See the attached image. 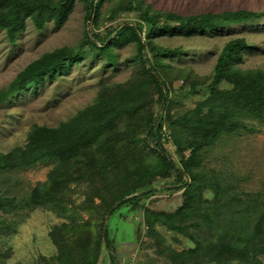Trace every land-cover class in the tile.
Wrapping results in <instances>:
<instances>
[{
  "label": "trees",
  "instance_id": "trees-1",
  "mask_svg": "<svg viewBox=\"0 0 264 264\" xmlns=\"http://www.w3.org/2000/svg\"><path fill=\"white\" fill-rule=\"evenodd\" d=\"M83 1L88 16L90 0ZM103 2L92 0L95 24ZM75 3L76 0H0V30L4 29L13 42L26 26L27 18L39 29L51 19L60 26ZM118 10L136 12L138 26L121 24L108 29L105 35L94 34V39L86 33L82 47L62 46L43 53L0 89L3 101L44 83L86 57L89 52L85 45L97 55H106L113 65L114 45L136 43L137 65L129 79L102 84L94 101L73 116L55 126L34 124L24 145L0 151V172L42 161L54 164L47 179L37 182L28 194H0V211L41 206L66 218L49 232L56 252L50 256L41 254L32 264H98L103 249L110 253L111 264H118L110 249L107 227L109 245L105 239V215L124 196L144 191L121 201L110 214L125 202L140 204L145 233L154 238L152 245L158 246L170 264H264V190L251 196L243 210L226 213L223 209L227 203L232 204L237 197L226 195L220 179L209 177L203 162L207 150L224 134L246 128L244 117L264 120V69L239 68L251 43L244 36L232 38L223 45L212 74L204 78L210 80L205 96L194 107L175 109L170 91L180 74H170L164 58L181 56L184 50L155 42V37L164 33L188 36L258 19L264 12L241 8L186 15L156 11L139 0L121 1L111 8L112 17ZM181 79L191 92L199 91L198 76L183 72ZM164 97V111L156 115L151 105L153 98L161 104ZM164 125L170 130L178 160L164 148ZM150 141L155 148L149 147ZM173 174L184 189L175 210L156 209L142 202L154 193L158 178ZM82 183L86 185L85 197L77 203L72 197V184ZM223 196L229 197L226 202ZM159 226L189 236L194 244L179 250L165 246V235ZM0 264H4L1 252Z\"/></svg>",
  "mask_w": 264,
  "mask_h": 264
},
{
  "label": "rangeland",
  "instance_id": "rangeland-1",
  "mask_svg": "<svg viewBox=\"0 0 264 264\" xmlns=\"http://www.w3.org/2000/svg\"><path fill=\"white\" fill-rule=\"evenodd\" d=\"M123 0H104L100 6L97 24L93 22L95 8L89 21L86 3L76 0L67 20L56 26L51 19L43 28H37L30 18L18 34L15 41H10L5 30H0V89L9 82L28 63L43 53L62 46L82 47L86 33L93 39L94 34L105 35L108 29L121 24L138 26L136 12L118 10L115 17L111 8L117 7ZM156 11H174L180 14H199L203 12H221L224 10L249 9L264 12V0H139ZM91 9V8H90ZM145 40L144 32L141 34ZM244 36L251 48L245 51L244 60L238 64L241 69H264V16L246 21L230 23L222 28L196 32L188 36L183 34H161L155 42L163 46H180L183 54L164 58L169 64L168 71L175 78L170 97L175 109L194 107L207 90L206 85L223 45L230 39ZM100 44V42H97ZM85 45L89 54L79 62H73L60 74L47 78L44 83L29 87L9 98L0 101V151L24 145L32 125H58L84 106L92 103L104 83L112 84L129 79L136 68V43L125 42L114 45L116 62L112 65L107 56L97 55ZM145 50V49H144ZM146 51V50H145ZM148 65V64H147ZM183 72H192L198 76L199 91L191 92L188 84H182ZM187 82V81H186ZM153 110L156 115L162 113V103L153 98ZM166 105V101H165ZM165 107V106H164ZM246 128L233 134H224L207 150L204 169L209 177H218L229 197H237L232 204L223 209L226 213L243 210L251 196H257L264 190V120L244 117ZM164 148L178 160L170 130L164 125ZM149 147L155 148L154 142ZM152 158V156H149ZM148 158V159H149ZM150 160V159H149ZM50 161L0 172V194L22 197L39 181H45L53 167ZM186 180V177L184 176ZM73 199L79 203L84 197L86 185L72 184ZM154 193L142 200L156 209L175 210L183 199L181 182L175 181V175L166 179L158 178ZM136 191L129 195H138ZM262 194V193H261ZM126 195L108 210L105 218L111 240V251L118 264H170L163 253L159 252L153 237H149L143 223V208L140 204L125 202L110 214L113 207L132 196ZM225 195V196H226ZM129 196V197H127ZM222 197L226 202L229 197ZM234 197V198H235ZM99 201V198L95 199ZM86 216V212H83ZM65 217L47 207H24L15 211H0V252L4 264H32L39 255L50 256L57 250L49 232L53 225L65 221ZM105 221V219H104ZM104 226V223H103ZM165 235L164 245L176 249L187 248L194 244L189 236L158 227ZM194 231V228H191ZM115 249V250H114ZM264 261V254L261 255ZM98 264H111V255L103 249Z\"/></svg>",
  "mask_w": 264,
  "mask_h": 264
},
{
  "label": "water",
  "instance_id": "water-1",
  "mask_svg": "<svg viewBox=\"0 0 264 264\" xmlns=\"http://www.w3.org/2000/svg\"><path fill=\"white\" fill-rule=\"evenodd\" d=\"M90 8H91V9H90L89 17H88V20H89V21H90L91 18H92V13H93V10H94V6H93V3H92V0H90ZM164 106H165V97H164V100H163V103H162L161 108L163 109ZM133 195H134V194L129 195V196H133ZM129 196H127V197H129ZM108 215H109V214H107V216H106V218H105V221H104V235H105L106 242H107V244L109 245V241H108V238H107V232H106V221H107Z\"/></svg>",
  "mask_w": 264,
  "mask_h": 264
}]
</instances>
